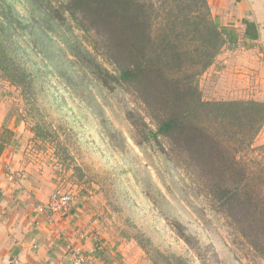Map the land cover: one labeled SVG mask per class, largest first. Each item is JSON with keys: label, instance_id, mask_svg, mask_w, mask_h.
Masks as SVG:
<instances>
[{"label": "rangeland", "instance_id": "374dc122", "mask_svg": "<svg viewBox=\"0 0 264 264\" xmlns=\"http://www.w3.org/2000/svg\"><path fill=\"white\" fill-rule=\"evenodd\" d=\"M27 4L17 10H32ZM54 29L22 39V84L0 69V144L12 152L6 163L30 169L26 173L49 198L43 204L59 193L71 195L69 213L48 222L62 217L73 223L64 238L73 251L71 264L74 251L88 264H202L206 249L217 253L220 264H264L197 195L185 173L145 140L156 122L136 95L122 86L109 91L104 75L77 61L73 51L85 47V35L74 28ZM231 47L227 43L197 78L204 98L261 101L239 99L243 93L235 90L229 66L219 59ZM261 135L257 141L264 145ZM163 145L168 151V143ZM186 237L196 241L191 242L195 249Z\"/></svg>", "mask_w": 264, "mask_h": 264}, {"label": "trees", "instance_id": "16d2710c", "mask_svg": "<svg viewBox=\"0 0 264 264\" xmlns=\"http://www.w3.org/2000/svg\"><path fill=\"white\" fill-rule=\"evenodd\" d=\"M27 2L32 10L19 12ZM246 25V36L258 39L256 26ZM55 26L85 35V47L73 51L77 61L104 75L109 91L122 86L136 95L155 117L156 130L148 129L145 140L264 258V145L257 141L264 102L204 98L197 78L234 43L208 0H0V69L13 73L14 84L23 83L22 39ZM202 264H220L217 253L206 249Z\"/></svg>", "mask_w": 264, "mask_h": 264}, {"label": "crops", "instance_id": "0c3cea01", "mask_svg": "<svg viewBox=\"0 0 264 264\" xmlns=\"http://www.w3.org/2000/svg\"><path fill=\"white\" fill-rule=\"evenodd\" d=\"M208 2L218 25L233 32L231 51L219 59L229 66L235 90L243 93L239 99L264 102V0ZM246 21L256 26L258 39L246 36ZM0 145V264H71L72 252L64 238L73 223L62 217L48 223L36 212L49 198L26 173L30 169L6 163L12 152L6 143Z\"/></svg>", "mask_w": 264, "mask_h": 264}, {"label": "built area", "instance_id": "2783aa9c", "mask_svg": "<svg viewBox=\"0 0 264 264\" xmlns=\"http://www.w3.org/2000/svg\"><path fill=\"white\" fill-rule=\"evenodd\" d=\"M71 204V195L59 193L54 195L47 204L40 205L37 213L46 220L51 221L55 215H66L69 213ZM74 254L76 259L73 264H88V262L81 256L80 252L74 251Z\"/></svg>", "mask_w": 264, "mask_h": 264}]
</instances>
